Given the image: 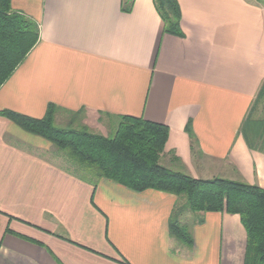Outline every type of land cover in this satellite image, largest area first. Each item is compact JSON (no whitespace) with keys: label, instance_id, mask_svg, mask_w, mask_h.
Wrapping results in <instances>:
<instances>
[{"label":"crops","instance_id":"crops-1","mask_svg":"<svg viewBox=\"0 0 264 264\" xmlns=\"http://www.w3.org/2000/svg\"><path fill=\"white\" fill-rule=\"evenodd\" d=\"M177 1L182 37L164 33L154 0L129 13L123 0H12L40 39L0 88V112L43 119L54 104L95 128L143 118L169 128L170 169L264 188V147L246 133L264 122V0ZM177 202L82 179L0 115V264H244L247 232L227 213L195 219L193 245L173 252Z\"/></svg>","mask_w":264,"mask_h":264},{"label":"trees","instance_id":"trees-1","mask_svg":"<svg viewBox=\"0 0 264 264\" xmlns=\"http://www.w3.org/2000/svg\"><path fill=\"white\" fill-rule=\"evenodd\" d=\"M135 0H123V11L131 12ZM164 23V33L182 37V13L177 0H154ZM40 39L39 25L16 12L12 0H0V88ZM264 97V92H263ZM61 110L50 104L43 119L3 111L22 130L54 144L66 157L74 172L82 179H106L134 192L154 190L174 195L178 202L170 220V232L178 241L193 245L187 227L180 223L183 213H227L238 215L247 232L244 264H264V188L224 178L202 180L173 171L160 161L166 152L169 128L143 118L120 117L113 137L95 134L87 128H61L56 114ZM74 116L84 111L73 113ZM247 129L251 147H264V122ZM193 145L195 137L191 124L187 126ZM174 159L179 158L173 153ZM203 220H199L202 223Z\"/></svg>","mask_w":264,"mask_h":264},{"label":"rangeland","instance_id":"rangeland-1","mask_svg":"<svg viewBox=\"0 0 264 264\" xmlns=\"http://www.w3.org/2000/svg\"><path fill=\"white\" fill-rule=\"evenodd\" d=\"M264 100L263 103L260 104L259 106V110L256 113V118L258 120L263 121L264 120ZM85 113L74 116L73 114H69L68 112H65L63 110H60L57 114H56V125L58 127L61 128H68V127H72V128H87L89 129V131L95 133V134H99L102 135L104 137H113L117 131L118 125H119V121H112V123H110L111 125L106 127V128H95L93 126H90L87 124V122L85 121ZM106 126V125H105ZM45 140V139H44ZM47 141V140H46ZM49 142V141H47ZM50 144H52L51 142H49ZM54 145V144H52ZM55 146V145H54ZM56 147V146H55ZM62 159L65 158V160L67 161L65 155L60 151ZM68 162V161H67ZM160 163L165 166L170 168V164L168 160L164 159V156L162 157ZM173 171H178V172H182L180 170H176L174 168H171ZM202 217L201 214H194L192 212H185L183 213L180 217V223L187 227V231L189 233L190 236H192L193 234V228L195 227V219H198ZM172 251L173 252H178L180 251L179 246L181 247V242L178 241L174 236L172 238ZM183 245H185L184 243H182ZM187 246V245H186Z\"/></svg>","mask_w":264,"mask_h":264}]
</instances>
